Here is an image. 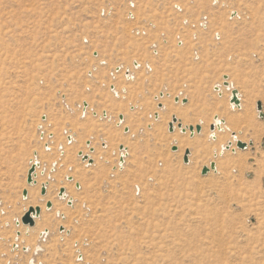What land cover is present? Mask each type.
Segmentation results:
<instances>
[{"label": "rangeland", "instance_id": "obj_1", "mask_svg": "<svg viewBox=\"0 0 264 264\" xmlns=\"http://www.w3.org/2000/svg\"><path fill=\"white\" fill-rule=\"evenodd\" d=\"M134 1L0 0V264H264V0ZM224 75L242 107L215 89ZM162 91L170 97L157 99ZM246 99L259 128L210 139L215 105L245 117ZM173 115L202 131L171 132ZM233 132L248 147L213 156ZM211 160L218 172L202 174Z\"/></svg>", "mask_w": 264, "mask_h": 264}, {"label": "bare ground", "instance_id": "obj_2", "mask_svg": "<svg viewBox=\"0 0 264 264\" xmlns=\"http://www.w3.org/2000/svg\"><path fill=\"white\" fill-rule=\"evenodd\" d=\"M136 62V61H135ZM140 64V63H139ZM149 69H151V68H149ZM225 76H228V75H224V80L223 81H221V82H218L217 84L218 85H216V87H215V89L216 90H219L220 92H222L225 88H227L228 89V91H229V94H230V91H231V96H232V92H233V89H236V86H235V83H234V81L231 79V78H229V76H228V78H225ZM133 79V78H132ZM225 82H228L227 84L225 83ZM118 85H120L119 83H118ZM115 90H117V89H115ZM238 90V89H237ZM239 91V90H238ZM116 92V91H115ZM163 92V91H162ZM117 94V93H116ZM165 95H169L168 97H170V94H165L164 93V96L163 97H165ZM264 95V94H263ZM227 96H229V95H227ZM231 96L229 97L230 98V100H231ZM241 95H240V93H239V97H240ZM159 98L161 97L160 95L158 96ZM163 97H161V98H163ZM158 98V99H159ZM180 98V97H179ZM261 98V97H260ZM185 99V98H184ZM251 100V99H250ZM249 99H246V103H245V106H246V109H245V117H244V115L242 114V116L241 115H239V114H236V113H233V111H232V108H236V107H238V108H240V107H242L241 105H243V104H241L240 103V105L239 106H236V105H234L233 103H231L230 102V105L232 106V108H230V105H229V107H228V105H226L224 102L222 103H217L216 105H215V109L220 113V115H215L214 117H213V123H215L216 124V128H215V130H212L211 129V134H210V139H215V140H220L222 137H223V135H222V133H225L227 130H229V131H234L233 129H238L240 126H241V124H245V125H247V127L250 129L251 127L252 128H254V129H256V127L258 126V128H259V124H255L254 123V120H253V116H251V113H252V111H254L253 110V108H250L249 107V105H246V104H250V101ZM175 101H176V99H175ZM250 101V102H249ZM176 102H180V100L179 101H176ZM182 103H184V102H182ZM243 103V102H242ZM252 103V102H251ZM184 104H186V103H184ZM85 107H84V109H85V112H86V110L88 109L87 108V106H88V103L86 104V102H85ZM164 105V104H163ZM166 105V104H165ZM254 105V104H253ZM252 106V105H251ZM244 107V106H243ZM162 108H164V106H162V107H160V109H162ZM255 108V107H254ZM218 113V114H219ZM106 114H107V112H106ZM156 114H158V116H156ZM156 114L154 113V118L156 119V120H159V118H160V115H159V112L157 111L156 112ZM253 114V113H252ZM120 115H123V114H120ZM256 115V114H255ZM104 118H106L107 116H104V112H103V115H102ZM174 116V115H173ZM173 116H172V118H173ZM249 117H251V119H249ZM178 118V117H177ZM125 119V118H124ZM181 119V118H180ZM179 118H178V122H174V126H175V129H176V124H177V127H178V123L181 121ZM43 120H46V119H43ZM119 120H120V123L119 124H121L124 120H121L120 119V116H119ZM172 121V120H171ZM170 121V122H171ZM202 121H204L203 119H202ZM202 121H201V123H202ZM182 122V121H181ZM182 124H183V126L185 127V126H190V125H185L183 122H182ZM198 125V124H197ZM201 126H202V124H200ZM257 125V126H256ZM194 127H196V125H193ZM262 126V125H261ZM261 126H260V128H261ZM40 127V126H39ZM42 127V126H41ZM263 127V126H262ZM178 128H180V127H178ZM181 129V128H180ZM205 129V124H203V130ZM240 129V128H239ZM262 129V128H261ZM187 130H189L190 131V129L189 128H187ZM187 130H186V132H187ZM175 131V130H174ZM173 131V132H174ZM181 131H182V129H181ZM202 131V130H201ZM200 131V132H201ZM264 131V130H263ZM127 132V131H126ZM129 132V131H128ZM183 132V131H182ZM200 133V132H198L197 130H194V132L192 133L191 131H190V133H191V135L192 136H194L195 135V133ZM185 133V132H184ZM227 133H228V131H227ZM258 133V132H257ZM233 134V136L231 137V138H229V139H227V141L228 142H226V143H221L220 144V146L219 147H217V146H214V149H213V156H217L218 155V153H221V154H223L224 153V151L226 150V149H230L231 148V150H233V151H236V149H235V146H236V142H238V140H241V141H243L244 142V139L243 138H245V137H241V136H239L238 134L236 135V133H235V135H234V132L232 133ZM255 135H256V132L254 133ZM52 136V135H51ZM70 138V139H69ZM74 138H73V136L72 135H70L69 137H68V140L69 141H74L73 140ZM214 140V141H215ZM174 142H178L177 140H175ZM216 142V141H215ZM229 143H232L231 144V147L230 148H228V145H229ZM195 144V143H194ZM219 144V143H218ZM49 145V144H48ZM88 145H90V142L88 143ZM214 145V144H213ZM103 146H106V143H105V145H103ZM121 146H124V145H121ZM120 146V147H121ZM199 146H200V152H203L204 150H205V148L202 146V143H201V141L200 142H197V147H198V149H199ZM178 147V146H177ZM47 148H49V146H47ZM189 149V148H188ZM188 149H186V150H188ZM92 152H94V148H93V150H92V148L90 149ZM96 150V149H95ZM124 150H126V152L124 151ZM186 150H185V152H186ZM190 150V149H189ZM87 150H84V152H86ZM120 151H122V153H121V155L120 156H124V155H128L129 153H128V148H127V146H124V149H121L120 148ZM82 152V151H81ZM84 152H83V154H84ZM104 150H96V152L95 153H93L92 155H93V157L94 156H96V154L97 153H99L100 154V158L101 157H104L105 155H104ZM80 154V153H79ZM37 153L35 152V157H37ZM84 155H89V154H84ZM190 155H191V150H190ZM82 156V155H81ZM90 157H91V155H89ZM126 156H125V158H126ZM83 157V156H82ZM92 158V157H91ZM124 158V159H125ZM242 158V157H241ZM93 159V158H92ZM189 159H190V156H189ZM38 159L36 158L35 160H34V163L37 161ZM85 161V160H84ZM93 161H94V159H93ZM119 161H120V158H119ZM212 162H214L213 160H211ZM242 161V160H241ZM38 162H39V160H38ZM190 162V161H189ZM188 162V163H189ZM211 162V163H212ZM238 162V161H237ZM33 163V164H34ZM93 163V162H92ZM125 163V162H124ZM211 163H210V165H211ZM216 163V162H215ZM32 164V165H33ZM90 164V163H89ZM119 165H120V167H124V164H120V162H119ZM244 165V164H243ZM55 166V165H54ZM205 166H208V165H205ZM32 167V166H31ZM39 167V163L37 164V166H36V170H37V168ZM210 167V166H209ZM73 168V167H72ZM242 168V167H241ZM244 168V167H243ZM218 169H219V165H218V163L216 164V168L215 169H211V170H214L215 172L217 171L218 172ZM36 170H35V172H34V174H33V183H29L28 182V184L29 185H36L37 184V180L35 179L37 176H38V174H37V172H36ZM53 170V169H52ZM210 170V171H211ZM264 172V171H263ZM72 175H69L68 176V180H70V181H73L74 180V178L73 177H71ZM70 178H72V179H70ZM77 184H80V183H77ZM44 185H46V188L48 187V184H46V183H42V187L44 186ZM77 186V185H76ZM56 187V186H55ZM35 188L36 187H30V189L29 190H31V191H35ZM62 188H65V194L64 195H62V196H60V194H58L59 195V197H61V198H63V199H68L69 197L68 196H70L71 194H70V190L68 189H66V187L65 186H63ZM77 188H80V187H78L77 186ZM61 189V188H60ZM71 189V188H70ZM26 190H28V189H26ZM143 190V189H142ZM71 191L74 193V189H71ZM38 192V191H37ZM59 192H60V190H59ZM28 193H29V191H28ZM36 193V192H35ZM47 193V192H46ZM137 193L138 194H142V191L140 190V192L139 191H137ZM42 195H46V194H42ZM51 195V194H50ZM50 195H49V197H50ZM24 197V196H23ZM28 197V196H27ZM27 197H24V198H27ZM45 198V197H44ZM41 199V198H40ZM72 200V203H73V200H74V198H69V200H68V204H70V205H72V203H70V201ZM49 202V201H48ZM52 202V201H51ZM39 206V205H38ZM55 206V205H54ZM34 207H36V206H34ZM41 207V206H40ZM52 207H53V202H52ZM51 207V208H52ZM42 208V207H41ZM46 208L48 209V210H50L51 208H48L47 207V204H46ZM29 209V208H28ZM28 209H26V210H28ZM59 211V210H58ZM62 210H60L59 212V214L60 215H62L63 217L65 216V215H63V211L61 212ZM41 213H42V211H41ZM41 215V214H40ZM40 215L39 216H36L35 217V224H36V218H38V217H40ZM59 215V216H60ZM207 219V218H206ZM18 220V219H17ZM219 220V219H218ZM25 226H30V227H33V226H31V225H25ZM30 230V229H29ZM18 232H20V231H18ZM45 233L46 234H48V232H47V229L45 230ZM221 233V232H220ZM41 234V239L42 240H44V233H43V231L40 233ZM222 235V234H221ZM20 237V236H19ZM16 239H18V236H17V238ZM16 244V243H15ZM39 246V247H38ZM41 246V247H40ZM227 246V245H226ZM37 247H38V249L39 248H41L42 250H43V246L40 244V243H38V244H36V246H35V249H36V252H38L37 250ZM25 248H27V247H25ZM80 249V248H79ZM45 250V249H44ZM25 251H28V248L27 249H25ZM233 262V261H232ZM231 262V263H232ZM33 264V263H32Z\"/></svg>", "mask_w": 264, "mask_h": 264}, {"label": "water", "instance_id": "obj_3", "mask_svg": "<svg viewBox=\"0 0 264 264\" xmlns=\"http://www.w3.org/2000/svg\"><path fill=\"white\" fill-rule=\"evenodd\" d=\"M225 78H228V76H225ZM225 83L227 84L228 82H225ZM161 96H164V93H162ZM179 100H180V98L176 97V101H179ZM182 102L187 103L188 99L185 98V99L182 100ZM230 102L233 103V104H236L237 106L240 105L241 99L239 97V91L237 89H233ZM162 106H163V104L160 103L159 107H162ZM257 106H258V110H259V116L263 118L264 117V112H263V104H262V102L258 101ZM104 114H106V112H104ZM156 116H158V114H156ZM43 118L46 119V117H43ZM120 119L124 120V115H120ZM174 122H178V118H177L176 115L173 116L172 121L169 123V130L171 132H173L175 130ZM178 127H180L183 132H186L187 128H189L192 133L194 132V130H197L198 132H200L202 130V126L200 124L196 125V127H194L193 125L184 127L181 121L178 123ZM215 128H216V124L213 123L211 125V129L215 130ZM129 130H130L129 128H126L127 132ZM234 135H235V133H234ZM231 144L232 143H229L228 148L231 147ZM237 146L239 148H241V149H246L248 147V143L243 142L241 140H238ZM120 148L124 149V146H121ZM177 149H178L177 146L173 147V150H177ZM92 150H93V148H92ZM81 155L83 156L82 157L83 160H89L90 163L93 162V159L89 155H84L83 152H80V156ZM189 156H190V150L188 149V150H186L185 155H184V161L186 163H188L190 161ZM121 162H124V158L121 159ZM36 166H37V164H33L32 167L29 170V173H28V182L29 183H33V174H34V172L36 170ZM215 168H216V163L212 162L210 167L209 166H204L203 167L202 174H207L208 172H210L211 169H215ZM70 179H72V178H70ZM77 186L80 187V184H77ZM46 192H47V188H46V185H44L42 187V194H46ZM59 194H60V196L64 195L65 194V188H61ZM23 196L24 197L28 196V190L25 189L23 191ZM70 203H72V200L70 201ZM47 207L48 208L52 207V202L51 201L47 202ZM41 211H42V208L40 206H36V207L31 206L27 210V212L24 214V216L22 218V222L25 225H31V226L35 225V217L39 216L41 214ZM18 234H20V232H18Z\"/></svg>", "mask_w": 264, "mask_h": 264}, {"label": "built area", "instance_id": "obj_4", "mask_svg": "<svg viewBox=\"0 0 264 264\" xmlns=\"http://www.w3.org/2000/svg\"><path fill=\"white\" fill-rule=\"evenodd\" d=\"M130 3H131V5L132 6H135V1L134 0H130ZM214 3L215 4H219L220 3V0H214ZM177 8L179 9V10H182L183 8L180 6V5H177ZM235 16H240L239 14H238V12H236V11H233V13H232V17H235ZM186 23H188V20H186L185 21ZM200 24L202 25V26H204V27H206L207 25H208V18L206 17V16H203V20L200 22ZM219 35H217V37H218ZM156 46H158V45H155V47ZM156 52L158 53L159 52V50H157L156 49ZM140 62H134V66L136 67V68H140L141 66H142V64L140 63ZM149 67H150V65H148V69H149ZM122 68H123V65H121V66H118L117 68H116V71L119 73V72H124V71H121L122 70ZM125 72L123 73L124 74V76H125V78L127 79V80H129V79H132V78H135V76H134V71H133V69H132V67H126L125 68ZM111 88H112V90L115 92V86H111ZM162 93H164V92H161L160 93V96H161V94ZM161 97H163V96H161ZM159 97L157 96V99H158ZM234 105H236V104H234ZM237 106V105H236ZM84 111H85V109H84ZM104 116H107V114H104ZM70 139V138H69ZM125 156L126 155H124V156H120V164H124V162H125V159H124V162H121V159L122 158H125ZM88 162H89V160H88ZM39 162H38V160L34 163V164H38ZM90 163V162H89ZM39 165H40V163H39ZM17 224L20 226V224H21V222H20V220H17ZM48 232V231H47ZM20 234H18V236H19ZM14 248H18V244H14ZM25 249H27V248H24V250Z\"/></svg>", "mask_w": 264, "mask_h": 264}, {"label": "crops", "instance_id": "obj_5", "mask_svg": "<svg viewBox=\"0 0 264 264\" xmlns=\"http://www.w3.org/2000/svg\"><path fill=\"white\" fill-rule=\"evenodd\" d=\"M239 93H240V91H239ZM192 153V152H191ZM92 157V156H91Z\"/></svg>", "mask_w": 264, "mask_h": 264}]
</instances>
